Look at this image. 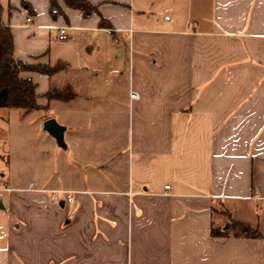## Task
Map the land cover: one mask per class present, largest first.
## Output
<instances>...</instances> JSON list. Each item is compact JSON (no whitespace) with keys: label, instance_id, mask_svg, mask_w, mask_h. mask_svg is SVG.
I'll return each mask as SVG.
<instances>
[{"label":"crops","instance_id":"1","mask_svg":"<svg viewBox=\"0 0 264 264\" xmlns=\"http://www.w3.org/2000/svg\"><path fill=\"white\" fill-rule=\"evenodd\" d=\"M54 1L57 14L50 0H0L14 58L38 64L59 27L116 30L129 83L98 85L117 70L83 58L84 87L62 70L22 75L48 108H0V264H264V0H212L209 23L168 31L135 28L130 0H87L110 29ZM14 30L39 33L41 49ZM52 90L71 98L41 96ZM232 222L259 238L234 237Z\"/></svg>","mask_w":264,"mask_h":264},{"label":"rangeland","instance_id":"2","mask_svg":"<svg viewBox=\"0 0 264 264\" xmlns=\"http://www.w3.org/2000/svg\"><path fill=\"white\" fill-rule=\"evenodd\" d=\"M212 0H130V8L133 10L136 19L135 28H149L155 30L157 28L168 31V27L176 28L178 26L196 27L197 23H209L212 17ZM20 8H22L20 6ZM14 11V10H13ZM54 12V9L51 10ZM27 15V14H26ZM168 18L171 19L168 22ZM178 21V24H175ZM24 22V21H23ZM19 21V24H23ZM141 22V23H140ZM20 33L23 38V50H40V43H37L40 34H28L26 31L14 30ZM114 35L111 32H68V40L65 42H57L53 38V31L47 35L50 39V47L46 54H37L39 58H30L34 62L55 67L62 64L63 69L61 74H64V79L73 78L84 87L85 82H82L80 72L83 70V65L79 58H83L88 64L94 65L92 68L102 71L103 69L117 70L115 78L97 81L98 85L105 86L110 83L111 87L122 89L128 85V73L130 71L129 56L125 52L128 46V39L125 34L114 30ZM70 34V35H69ZM27 41V42H26ZM31 43V44H30ZM30 44V45H29ZM92 48L91 51L89 49ZM46 49V50H47ZM119 49V50H118ZM35 52V51H34ZM123 53L120 56L119 53ZM77 53L79 55H77ZM123 74V75H122ZM39 88H42L41 83ZM78 84V85H79ZM94 85V84H93ZM116 87V88H115ZM117 94V92L115 93ZM120 100V98H119ZM0 205L3 203L0 201Z\"/></svg>","mask_w":264,"mask_h":264},{"label":"trees","instance_id":"3","mask_svg":"<svg viewBox=\"0 0 264 264\" xmlns=\"http://www.w3.org/2000/svg\"><path fill=\"white\" fill-rule=\"evenodd\" d=\"M64 4L74 10L83 13L84 16L96 13L99 15L96 7L90 5L87 0H63ZM51 10L57 14L59 10L55 6V1L50 0ZM99 27L110 29L108 22L100 16ZM13 36L10 27L5 26L0 20V108L16 109L22 115L31 111H46L48 106L40 107L37 105V99L40 97L36 93V85L30 78L22 77L26 73H38L48 77L55 75L63 69L62 64L50 67L43 64H31L15 59L13 56ZM50 101H68L71 95L66 92L48 91L41 95ZM230 230L236 229L234 237L244 235L248 238H259V232L248 225L238 222L229 224ZM212 237H226L227 231L222 232L221 228H212L210 232Z\"/></svg>","mask_w":264,"mask_h":264},{"label":"water","instance_id":"4","mask_svg":"<svg viewBox=\"0 0 264 264\" xmlns=\"http://www.w3.org/2000/svg\"><path fill=\"white\" fill-rule=\"evenodd\" d=\"M43 130L56 141L58 147L65 149L63 134L65 128L60 126L54 119H48L43 123ZM227 229V227H225Z\"/></svg>","mask_w":264,"mask_h":264},{"label":"built area","instance_id":"5","mask_svg":"<svg viewBox=\"0 0 264 264\" xmlns=\"http://www.w3.org/2000/svg\"><path fill=\"white\" fill-rule=\"evenodd\" d=\"M27 22L30 23L31 22V19L28 18L27 19ZM68 35H67V28L66 27H59L57 30H56V34H55V40L57 42H65L68 40ZM137 98V95L136 93L134 92H131L130 93V99H136ZM170 186L166 185L164 186V190H169ZM51 200L52 201H55L56 200V196L55 195H52L51 196ZM66 201L67 202H70L71 201V198L70 197H66Z\"/></svg>","mask_w":264,"mask_h":264}]
</instances>
